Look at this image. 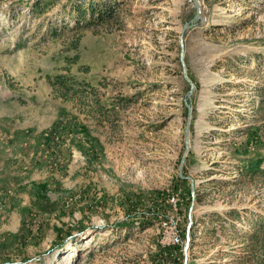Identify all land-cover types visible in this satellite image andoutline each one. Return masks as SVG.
I'll return each mask as SVG.
<instances>
[{"label": "rangeland", "instance_id": "obj_1", "mask_svg": "<svg viewBox=\"0 0 264 264\" xmlns=\"http://www.w3.org/2000/svg\"><path fill=\"white\" fill-rule=\"evenodd\" d=\"M197 4L0 0V264H264V0Z\"/></svg>", "mask_w": 264, "mask_h": 264}, {"label": "water", "instance_id": "obj_2", "mask_svg": "<svg viewBox=\"0 0 264 264\" xmlns=\"http://www.w3.org/2000/svg\"><path fill=\"white\" fill-rule=\"evenodd\" d=\"M193 4H194V7L196 9V14H197V12H199L198 11L199 10V6L197 4V0H193ZM196 18H197V15H196ZM181 40H182V36L180 38V42H181ZM181 48H182V43H181ZM181 52H182V49H181ZM184 77H186V76L184 75ZM187 129L188 128H186V150H185L184 156H183V158L181 160V163L179 165V176H181V171H182V167H183V163H184V158H185V155H186V151L188 149V138H187V132H188V130ZM189 218H190V215H189ZM190 226H191V220L188 223V228ZM189 242H190V239H189V237H187L186 238L185 245H184V248H183V253H184L183 264H188V255H187V252H188V249H189Z\"/></svg>", "mask_w": 264, "mask_h": 264}, {"label": "trees", "instance_id": "obj_3", "mask_svg": "<svg viewBox=\"0 0 264 264\" xmlns=\"http://www.w3.org/2000/svg\"><path fill=\"white\" fill-rule=\"evenodd\" d=\"M59 80V79H58ZM61 80H63V79H61ZM64 80L63 81H60L59 83L61 84V85H63L64 84ZM62 96H63V94H62ZM236 220H238V219H236ZM260 228V227H259ZM191 231H192V227L190 228V230H189V233L191 234ZM214 232V231H213ZM256 235V232H253L249 237H254ZM256 238H258V237H256ZM190 244H192V240H190ZM191 246V245H190Z\"/></svg>", "mask_w": 264, "mask_h": 264}, {"label": "built area", "instance_id": "obj_4", "mask_svg": "<svg viewBox=\"0 0 264 264\" xmlns=\"http://www.w3.org/2000/svg\"><path fill=\"white\" fill-rule=\"evenodd\" d=\"M175 238V237H174ZM174 241H177V238L176 239H174Z\"/></svg>", "mask_w": 264, "mask_h": 264}]
</instances>
